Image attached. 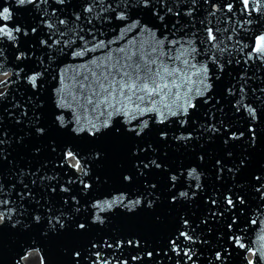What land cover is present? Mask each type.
Returning <instances> with one entry per match:
<instances>
[{"label": "snow or ice", "instance_id": "obj_1", "mask_svg": "<svg viewBox=\"0 0 264 264\" xmlns=\"http://www.w3.org/2000/svg\"><path fill=\"white\" fill-rule=\"evenodd\" d=\"M240 4L238 16L232 0H177L175 5L169 0H15V9L25 10V17L32 14L28 20L17 19L14 12L20 13L11 4L0 3V76L7 77L0 80V115H7L19 129L12 132L0 123V176L9 166L23 174L14 149L29 161L46 153L28 174L32 185L39 180L45 195L51 194L45 201L27 183L20 191H15L13 183L14 199L6 194L5 185L0 189V230L7 225L12 230H35L45 239L66 234L84 237L102 231L116 218L129 222L141 218L139 227L157 228L165 223L158 209L190 203L206 189L197 166L172 167L166 162L169 142L189 148L211 132L208 140L222 139L225 146V158L214 161L216 180H223L227 173L234 183L222 199L214 194L202 197L217 210L210 208L199 224L180 215L166 248L179 258L175 264H198L201 253L192 245L197 240L207 245L209 240L200 239L203 233L197 235V228L206 225L211 233L210 221L230 213L227 241L217 243L206 264H232L235 249L264 258V165L248 180L258 201L253 214L248 195L235 182L250 160L243 154L235 161L229 150L230 142H243L247 152L257 148L261 143L257 126L264 108V87L250 88L256 73L248 76L252 68L264 70V0H240ZM201 9L205 14L197 20ZM166 16L177 18L171 27ZM184 16L189 20L182 23ZM96 20L101 25L120 23L112 27L114 35L101 38L105 32L97 29ZM157 21L163 23L164 31ZM57 54L78 63L61 61L53 67ZM233 65L241 69L235 75ZM49 70L57 86L51 90L55 108L45 118L40 93ZM226 75L231 79L217 99V84ZM18 81L29 86L28 102L21 105L13 97L9 107V93L4 89ZM249 89L254 100L249 99ZM221 100L227 101L244 128L230 131L221 118L219 126L203 125L201 135H194L203 105L214 101L213 108L223 117ZM211 116L215 120L216 112ZM152 129L155 138L145 140ZM106 138L108 146L98 147ZM110 159L117 161L113 171L104 168ZM198 159L203 161L205 155L198 154ZM49 166L52 174L40 176ZM157 174L159 180L154 179ZM58 193L66 195L59 197L62 205L54 211L51 198ZM26 200L34 202L32 211L24 206ZM249 225L256 231L252 244L245 239ZM142 240L89 239L83 250L67 249V264L85 260L87 264H128L127 258L109 256L104 249L119 251L125 245L139 249ZM153 254L154 250H146L147 256ZM139 259V254L132 256L133 261ZM41 264H45L43 256ZM246 264H259V260L249 259Z\"/></svg>", "mask_w": 264, "mask_h": 264}, {"label": "water", "instance_id": "obj_2", "mask_svg": "<svg viewBox=\"0 0 264 264\" xmlns=\"http://www.w3.org/2000/svg\"><path fill=\"white\" fill-rule=\"evenodd\" d=\"M8 3L13 6V10L19 12L17 15L14 12V15L17 19H32V14H27L25 17V10L23 9H15V0H0V3ZM169 2L173 5L176 4L177 0H169ZM234 7L237 9L238 16L242 12V6L240 4V0H232ZM30 7V6H29ZM204 10L201 9L199 15L197 16V20L204 16ZM147 19L151 20V17ZM176 17H165V22L168 23L169 27L176 20ZM189 20L188 17L184 16L181 18V22H187ZM98 30H103L105 32V36L101 38H106L107 36L114 35L115 33L111 30L114 27V24L120 23L119 21H115L114 23H105L103 25L100 24L98 20L94 21ZM157 23L161 24L160 31H164L163 23L157 21ZM88 27L89 25H85ZM35 39V38H33ZM61 61L64 64H73L78 63V61H73L70 56H64L63 54H57L56 61L53 64V67H57L61 65ZM6 68L11 69L10 64L5 65ZM235 71L232 73L235 75L236 72L241 71V69L235 65L232 66ZM214 71V70H213ZM253 73H256L253 76ZM54 73L49 70V73L46 74L44 90L40 93L42 101L44 103V108L42 112L45 118H48L55 108V97L52 94V89L57 86V82L51 78ZM248 76H253V79L249 81L250 88H259L264 87V70L260 72H256L255 68H252L248 71ZM231 79V76H225L223 82L217 84L216 87V97L220 98L222 95L223 84L228 83ZM4 80V79H3ZM213 82H215V78L213 77ZM29 86L24 85L22 82L11 85L9 88H6L4 91L9 93L8 103L9 107H11L13 103V97L15 102L20 103L21 105L28 102V95L30 91L28 90ZM260 93L257 92V95ZM249 99L254 100V97L249 89ZM213 102H210L207 105H203L200 111L197 114L196 120V129L197 131L194 135H201V129L203 125H210L215 123L217 126L220 125L221 118H223L224 123L229 126L230 131L242 130L244 128L243 121H241L232 111L231 106L227 103L226 100H221V105L224 109V115L219 111H216L213 108ZM29 107L31 105L29 104ZM219 107V106H217ZM3 105L0 104V111H2ZM20 110H16L17 115H19ZM216 112V119L213 120L211 116V112ZM260 124L257 126L261 129L258 132V135L261 137V143L258 144L257 148L254 151L247 152L245 147H243V142H237L235 145H231L230 142L229 150L233 152V160L238 161L242 158L243 154L248 155L250 163L247 168L244 169L241 173H239L235 182L238 185V190L244 191L249 197V204L252 206V213H255V204L258 202L253 199V192L248 187L249 177L253 172L259 170L261 165H264V108L260 110ZM115 123V121H113ZM0 123H3L6 128L10 131L15 132L18 131L13 122L8 120L7 115L3 117L0 115ZM159 127V125H157ZM23 130L22 128L20 129ZM155 134V129H152L149 133L146 134L145 140H153ZM179 134V133H177ZM171 135V133H170ZM212 133H204L202 139L199 143L193 141V146L189 148L181 149L177 145H173L169 142V146L166 149L169 155L167 157V163L172 167H179L181 165H192L197 166L198 172L201 174V183L205 184L206 189L203 193H198L197 197L190 203H185L182 205L172 206V209L169 210L167 207L160 208L157 210L158 214L165 217V223L160 225L157 228H144L139 227L141 224V218H137L136 221H124L121 218H116L111 222V224L105 227L102 231L90 233L88 236L84 237H75L70 234H66L60 238H48L45 239L35 230L32 232L27 231H19L12 230L9 226L5 225V227L0 230V264H23L22 257L25 256V253H29L32 251H36L41 256L44 257L45 264H67V260L70 259V256H66V251L68 248L76 247L83 250L84 246L87 244L89 239H97L99 240L101 236H105L110 239H115L116 237H122L125 240L127 238H140L142 237V248H134L132 246L125 245L119 251H115L114 249H104V252L109 256H115L120 258H127L128 264H175L176 260L179 259L176 257L174 252H169L168 248H166V243L169 235H172L175 229L179 226L180 215H185L190 219L194 224H199L201 218L208 215L209 209L212 211H216L217 209L212 207L210 204L205 202V199L202 197H207L208 194H214L216 197L223 198L222 193H224L226 188L232 187L234 181L231 177L226 173L225 178L223 180H216V170L214 166V161L216 158H225L224 151L225 146L222 143V139H216L214 141L208 140V137L211 136ZM219 136V134H216ZM38 143H44L40 141ZM110 143V139L106 138L99 142L98 147L105 148ZM203 145V148H201ZM46 146V145H45ZM205 155V159L200 161L198 159V154ZM14 157L16 159V165L18 169L23 170V174L20 173L19 170L14 169L12 166H9L4 170V174L0 176V189H3L5 185H8L7 195L12 196L14 199L16 198L15 192L11 190V185L16 184V190H23V184L27 183L29 188L32 189L33 193L37 198L41 196L44 197V200L47 201L50 193L45 195V189L41 186L39 180H37L36 185H32L31 181L33 179L30 176L29 170L35 169L39 165V160L43 159L46 153H42L41 157H37L36 160L29 161L24 158L22 155L16 153L15 149L13 150ZM117 161L115 159L108 160L104 168L108 171H113L115 163ZM45 173L51 175V166L49 168L44 169L39 173L40 176H43ZM154 179L159 180V174ZM45 184L48 181H44ZM195 183V181H192ZM166 191V189H165ZM66 195L65 193H58L51 198V204L53 210H57L61 205L62 201L59 199L60 196ZM19 203V200L17 201ZM24 206L28 208L29 211H32L35 207L34 202L30 200L24 201ZM222 210V209H220ZM40 211L43 213L44 209L41 208ZM230 213H225L223 217L217 216L215 221H210L212 232L209 233L206 225H200L197 228V235H200V239L207 238L209 240V244L204 245L200 243V240H197L196 244L192 245V247L199 250L201 253L200 261L198 264H206L208 257L212 254V250L217 246V243H225L227 241V228L226 224L230 222ZM241 223L243 220L240 221ZM256 236L255 226L249 225L248 231L245 235V239L249 244H252ZM187 243V241H185ZM254 246V245H253ZM164 249V251H161ZM146 250H154V254L152 257L146 255ZM168 253L172 257L171 260L167 259L165 253ZM159 253L157 256L156 254ZM139 254V260H132V256ZM232 264H246V261L249 259L259 260V264H264V258L261 257H252L250 254L245 255L240 249H235L233 253ZM84 264H87L85 260Z\"/></svg>", "mask_w": 264, "mask_h": 264}, {"label": "rangeland", "instance_id": "obj_3", "mask_svg": "<svg viewBox=\"0 0 264 264\" xmlns=\"http://www.w3.org/2000/svg\"><path fill=\"white\" fill-rule=\"evenodd\" d=\"M5 79L4 76L0 77V80ZM24 264H40V256L39 254L37 255V253H31L29 256H27L24 259Z\"/></svg>", "mask_w": 264, "mask_h": 264}, {"label": "bare ground", "instance_id": "obj_4", "mask_svg": "<svg viewBox=\"0 0 264 264\" xmlns=\"http://www.w3.org/2000/svg\"><path fill=\"white\" fill-rule=\"evenodd\" d=\"M1 77V76H0Z\"/></svg>", "mask_w": 264, "mask_h": 264}]
</instances>
